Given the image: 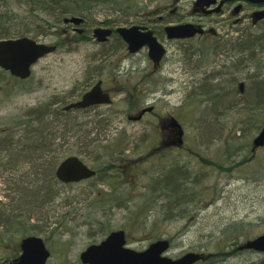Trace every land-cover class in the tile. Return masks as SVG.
Wrapping results in <instances>:
<instances>
[{
	"label": "rangeland",
	"instance_id": "obj_1",
	"mask_svg": "<svg viewBox=\"0 0 264 264\" xmlns=\"http://www.w3.org/2000/svg\"><path fill=\"white\" fill-rule=\"evenodd\" d=\"M196 1H135L130 10L123 5L120 9L97 6L85 21V39L71 30L64 34L62 29L67 27L62 22L49 29L41 15H33L21 1L8 0L7 7L0 3V10L12 14L11 19L0 21V27L26 31V37L57 45V51L32 67L28 79L0 69V134L21 120L27 109L52 98H62L58 105L62 108L77 101L99 79L113 99L110 105L65 115L70 142L59 148V155L63 159L79 155L99 172L96 178L62 186L52 203L35 210L34 204L20 200L26 187L20 189L14 182L23 185L26 177L0 170V264L13 260L20 253L21 240L30 235L43 238L51 253L49 263L82 264L80 255L88 246L121 229L127 246L136 251L166 238L171 242L166 252L170 258L187 252L210 254L197 264H258L264 258V253L240 249L264 234V147L251 146L258 131L241 138L239 129L248 128L242 121L249 115L237 91L239 83L240 88L253 89L257 72L250 67L257 61L264 74V53L259 52L254 62L237 61L235 67L221 50L226 49L227 39L236 41L244 32L262 35L264 20L252 26L250 15L260 7L239 1L229 0L222 15H204L201 8L194 9ZM239 4L241 12L232 14ZM159 16L162 20L150 22ZM170 23L201 25L208 32L218 31L219 36L168 39L162 29ZM132 25L152 29L166 47L162 70L154 71L147 47L131 54L115 36L100 44L92 35L99 26L115 30ZM196 43L201 45L200 53ZM214 76L221 77L223 88L218 102L200 96L203 89L217 86L209 84ZM150 105L155 106L153 112L140 120L129 119ZM259 111L263 122L264 106ZM172 116L184 130L181 146L177 130V145L163 144L164 127L171 126ZM95 136H99L97 147L90 145ZM175 165L185 166L184 173H189L186 181H180L185 197L193 201L186 203L180 216L175 207L166 217L164 207L176 199L163 194L159 186ZM32 224L37 231L30 229ZM237 235L242 238L234 245Z\"/></svg>",
	"mask_w": 264,
	"mask_h": 264
},
{
	"label": "trees",
	"instance_id": "obj_2",
	"mask_svg": "<svg viewBox=\"0 0 264 264\" xmlns=\"http://www.w3.org/2000/svg\"><path fill=\"white\" fill-rule=\"evenodd\" d=\"M8 0H0L2 5L7 7ZM16 1V0H15ZM22 3L29 6V11L35 15L40 16L44 19L49 29L54 28L60 22L63 23V19L71 16H79L85 19L89 18L94 9L97 6L107 5L119 9L133 7L135 1L142 2L143 0H18ZM152 13L151 11L146 14ZM12 14L6 10H0V21L3 18L11 19ZM159 18H154L150 22L160 21ZM115 20H112V24ZM252 26L253 23L251 22ZM1 26V25H0ZM47 29V30H49ZM33 31V30H32ZM26 32V31H25ZM20 31H12L6 27H0V39H9V38H18L24 36V33ZM28 32V31H27ZM30 32V31H29ZM164 32V28L162 29ZM115 36L119 41L123 39L116 33L112 35ZM219 36V35H218ZM216 36V37H218ZM78 37V36H76ZM215 37V38H216ZM82 38H87L83 36ZM234 42V43H231ZM201 45L196 43V49L201 52ZM226 49L228 47L234 49L232 51L221 49L226 51V55L231 58V65L236 67V62L241 61H255L254 57L264 53V33L262 35H256L253 31L244 32L238 40L232 41L227 39ZM127 47V46H126ZM234 47V48H233ZM107 50L104 51V53ZM204 52V51H203ZM206 58V57H204ZM100 61L103 58L99 59ZM202 62H205L203 58H200ZM263 61V59H262ZM260 61H257L256 64L252 65V70L257 72L256 77H254V86L253 89H241L239 85L236 86L234 83V90L241 94L240 104L246 110V113L249 115L242 122H245V126L248 128L240 127L241 138L247 137L251 133L258 131L264 125V121H259L260 109L261 106H264V74L261 72L263 65H257ZM234 67V68H235ZM249 67H246L248 71ZM250 70V69H249ZM221 77L214 76L209 78V83L211 85H217L214 88L203 89V92L200 96H206L207 100H217L221 101ZM213 80L217 82L214 83ZM214 83V84H213ZM245 84V83H243ZM63 99L52 98L49 99L36 107H31L25 111L22 116V119L19 120L16 124L11 126L9 129L2 131L0 134V170L8 172V175L20 172L26 181L23 185L14 181L19 186L20 189L26 187V190L22 193L21 201L24 200L30 205H35V210L39 209L46 202L52 203L59 195V188L65 186L66 184L61 183L56 178V167L59 162L63 159L60 155L59 148H63L66 143H69L67 138L68 132L71 131L69 127V119L65 115L69 114L70 111H65L62 108H58V105L63 103ZM204 101V100H203ZM251 106V108H250ZM64 118V119H63ZM79 125V122H78ZM248 129V130H247ZM247 132V133H246ZM99 136L90 142V145L94 143L97 147V141ZM61 138L60 143L57 140ZM65 140V141H64ZM247 140V139H246ZM64 141V143H62ZM96 143V144H95ZM252 143V142H251ZM253 146V144H251ZM29 168V171L25 170ZM173 170L168 171L166 175V180L163 178L160 188L162 189L163 194L168 195L171 199H176L175 203L172 206L165 208L164 215L166 217L170 216L171 212L175 207L178 208L176 216H180L182 213L181 209L185 207L186 203H191V197H185L184 194H187L183 190L184 182L189 178V173L185 172V166L175 165L172 167ZM189 183V182H188ZM182 196L185 200H182ZM30 218V217H29ZM29 220V219H27ZM19 222V221H18ZM28 222V221H27ZM54 224L55 220L50 221V224ZM1 225V224H0ZM33 225V224H32ZM3 226V225H1ZM8 228V227H7ZM32 230H36L34 227H30ZM242 236L237 235L233 238V244L237 245V240L239 241ZM234 249L235 254L239 253L237 247ZM208 257L210 254L207 255ZM264 264V258L258 263Z\"/></svg>",
	"mask_w": 264,
	"mask_h": 264
},
{
	"label": "water",
	"instance_id": "obj_3",
	"mask_svg": "<svg viewBox=\"0 0 264 264\" xmlns=\"http://www.w3.org/2000/svg\"><path fill=\"white\" fill-rule=\"evenodd\" d=\"M218 0H197L195 6L201 7L207 14L218 13L223 5L220 0L216 8L208 9L215 5ZM254 5H263L264 0H242ZM241 5H238L235 12L238 13ZM254 22L264 19V9L253 13ZM65 24H74L79 26L84 22V18L79 16L66 17L63 19ZM81 31L80 29H78ZM116 32L123 38L127 44L130 53H137L142 48H148L149 58L159 64L166 53L165 47L159 42L152 30L145 27L131 26L119 27ZM168 39H185L194 37L196 34H203L201 26L186 23L179 25H169L165 28ZM113 30L104 27H97L94 30V36L100 43L109 40ZM56 51L55 45L40 43L29 37L17 39L0 40V67L7 70L11 75L26 79L31 75L32 66L42 57ZM243 89V86H241ZM112 98L109 93L102 89V81L99 80L91 90L86 92L82 99L70 103L64 107V110L85 109L98 104H111ZM153 107L143 109L138 116L129 117L132 120L141 119L146 111ZM170 124L177 129L179 144L182 143L183 128L175 119L170 120ZM254 148L264 146V126L253 139ZM96 174L79 157L70 156L64 159L56 169L57 179L65 184L79 182L88 179ZM126 239L123 230L111 232L103 241L87 247L80 255V259L85 264H195L203 258V255L197 252H187L183 256L173 259L164 255L170 248V242L167 239H161L152 243L144 251H135L125 247ZM22 253L10 264H47L50 257V251L47 249L43 238L39 236H28L22 239L20 243ZM240 249H251L264 253V234L248 240L240 246Z\"/></svg>",
	"mask_w": 264,
	"mask_h": 264
},
{
	"label": "flooded vegetation",
	"instance_id": "obj_4",
	"mask_svg": "<svg viewBox=\"0 0 264 264\" xmlns=\"http://www.w3.org/2000/svg\"><path fill=\"white\" fill-rule=\"evenodd\" d=\"M229 0H223V6H222V10H221V14L220 15H222V14H224L226 11H227V9H226V3L228 2ZM235 1H239V0H235ZM240 2V1H239ZM244 4H247V3H245L244 2ZM243 8H241V10H242ZM159 19H161L162 20V17L161 16H159ZM84 25H85V22L83 23V24H81L80 26H81V31H79L77 28H75V27H73V25H69V26H67V28H64V29H62V31H63V33L64 34H68V31L70 32V30L71 31H73V32H75L76 34H78V35H76V36H78V37H83V36H86V32H87V29L86 28H84ZM68 27H70V28H68ZM92 34H93V32H92ZM218 31H206L205 30V32H204V34H202V35H199V37L200 38H204V37H207V36H211V38H215L216 36H218ZM196 37V36H195ZM195 37H193V38H195ZM192 38H190L189 40H191ZM153 63V62H152ZM162 66H163V60L159 63V64H157V65H155L154 63H153V67H154V71L156 72V71H160V70H162ZM103 84H104V82H103ZM103 89H104V91L105 92H107V93H109L110 95H112V93H111V91L109 90V89H106L105 87H104V85H103ZM82 95H83V93H82ZM82 95L80 96V98L79 99H81L82 98ZM92 107H94V106H92ZM155 110V106H154V108H153V110H151V111H149V112H153ZM147 113V112H146ZM145 113V114H146ZM144 114V115H145ZM143 115V116H144ZM164 129H167L166 130V132L163 134V136H164V140H163V144L165 145V146H168V147H170V146H172V144H176L177 143V141H176V129L171 125H169V124H166L165 125V127H164ZM177 145V144H176ZM173 147H177V146H173ZM90 168H92V169H95V168H93V167H91V166H89ZM95 171H96V174H95V176H93V177H91V178H88V179H84V180H82V181H80V182H78V183H82V182H85V181H88V180H92V179H94V178H96L98 175H99V172L95 169ZM74 184V183H73ZM75 184H77V183H75ZM20 253H21V249H20ZM20 253L16 256V257H14V259L13 260H15L19 255H20ZM202 255L204 256V254L202 253ZM208 256H204V258L202 259V260H205L206 258H207ZM9 263V262H8ZM8 263H4V264H8ZM198 263V262H197ZM197 263H195V264H197ZM47 264H52V263H49V261H48V263ZM82 264H84V263H82Z\"/></svg>",
	"mask_w": 264,
	"mask_h": 264
}]
</instances>
